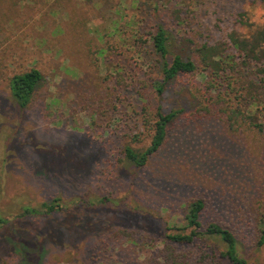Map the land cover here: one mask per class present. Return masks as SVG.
Masks as SVG:
<instances>
[{
  "label": "rangeland",
  "instance_id": "rangeland-1",
  "mask_svg": "<svg viewBox=\"0 0 264 264\" xmlns=\"http://www.w3.org/2000/svg\"><path fill=\"white\" fill-rule=\"evenodd\" d=\"M243 22L264 23V0H0V264H175L163 234L198 197L203 222L232 228L248 264H264V134L197 116L202 74L163 96L153 85L158 26L200 44L230 42ZM31 67L43 80L21 109L9 79ZM161 103L185 115L146 165H129L124 146L149 145ZM54 199L64 207L23 215ZM222 248L196 241L179 264H233Z\"/></svg>",
  "mask_w": 264,
  "mask_h": 264
},
{
  "label": "trees",
  "instance_id": "trees-1",
  "mask_svg": "<svg viewBox=\"0 0 264 264\" xmlns=\"http://www.w3.org/2000/svg\"><path fill=\"white\" fill-rule=\"evenodd\" d=\"M242 26L244 30L241 33L230 34V42L200 44L191 37L179 38L164 26H158L156 33L152 35V43L154 51L160 57L161 78L155 80L153 85L157 93L163 96L169 83L179 75L202 74L204 80L199 84L192 83L190 90L198 104L197 109L193 108L197 111V116L206 118L203 119L206 121L221 123L227 131L247 129L264 134V23L243 22ZM171 54L173 56L169 59ZM42 80L43 74L37 67L10 77L11 96L19 108L28 106ZM184 111L185 109H170L164 103L158 104L155 117L150 120L153 133L149 145L145 148L125 145V161L139 167L146 165L164 147L170 131L180 117L185 115ZM108 202L113 203L114 200L105 197L98 201L100 204ZM63 207L64 204L59 199H54L39 207L24 206L23 215H49ZM205 211V199L196 198L187 206L184 224L174 232L163 234L170 253L166 263L179 264L180 252L185 246L199 240H210L223 247L219 254L221 258H227L233 264H248L247 259L241 255L238 234L218 220L204 223L202 215ZM6 223L8 220L0 216V226ZM257 227V244L262 246L264 212Z\"/></svg>",
  "mask_w": 264,
  "mask_h": 264
}]
</instances>
